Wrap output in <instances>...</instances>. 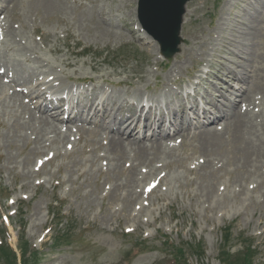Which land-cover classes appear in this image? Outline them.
<instances>
[{
	"label": "rangeland",
	"instance_id": "rangeland-1",
	"mask_svg": "<svg viewBox=\"0 0 264 264\" xmlns=\"http://www.w3.org/2000/svg\"><path fill=\"white\" fill-rule=\"evenodd\" d=\"M52 3L0 0V73L18 82L0 80V264L23 239L40 264H225L238 251L264 264V0H190L181 53L164 62L139 31L138 0ZM40 78L60 89L79 79L126 81L138 101L164 100L179 130L193 127L160 152L137 146L115 155L89 126L55 141L16 95L39 93ZM192 83L194 104L213 113L211 101L224 111L239 99L234 88H253L247 155L225 130L218 146L203 149L195 136L202 125L183 110L193 100L177 90Z\"/></svg>",
	"mask_w": 264,
	"mask_h": 264
},
{
	"label": "bare ground",
	"instance_id": "bare-ground-1",
	"mask_svg": "<svg viewBox=\"0 0 264 264\" xmlns=\"http://www.w3.org/2000/svg\"><path fill=\"white\" fill-rule=\"evenodd\" d=\"M40 1L44 3V5L48 9L53 7L55 4L52 3V0H40ZM5 11L6 10H3L1 13ZM139 31L141 30L139 29ZM145 37L150 39L147 36ZM150 41L154 42L152 39H150ZM4 65L6 66L7 71L9 72L11 70L9 65L8 64H4ZM67 66H71V63H67ZM0 70H1V66H0ZM41 74L45 75L44 72H41ZM4 77H5L4 80L10 78L8 77L7 73H2V74L0 73V80ZM198 80L195 81L196 84L198 83ZM240 80L242 81V83L244 84L246 83V81H244L243 78ZM45 82L46 81H44V83ZM17 83L18 82L16 81L15 78L9 80V87L11 88L16 87ZM121 84L124 85L125 82H122ZM121 84H119V86H121ZM49 85L50 83H48L46 90L52 91ZM43 86L44 84L42 83V81L39 80L38 82L39 89L42 90ZM0 87L6 88L2 83V81H0ZM252 90L253 88L250 89V86L249 87L246 86L244 90L234 88L233 91H235L236 93L230 92V94L234 96L236 95V97H238L239 99H235L234 101L231 102L229 101L230 104L227 110L224 111H221V109H219L218 106L219 102L215 104V101H211L212 100L211 99L210 104L212 105L213 109L214 108L216 109V110L214 109L215 113L211 111H207L205 109L200 110V108H198L199 105L194 104V100H197L196 97L193 96L191 98L193 100L192 101L193 104L189 106L190 109L186 106L187 108L183 110H185V114L188 115L189 112H193L194 113L193 117L195 120H197L196 123L202 125V127H198V129L202 128L203 130L200 129L201 131L199 130L200 132L196 133L195 136H197L201 141V146L203 147V149L205 147L207 151L208 150L212 151L216 146H218L221 140V136H220L221 132L223 133V130H225V131H230V133H235L234 138L237 143L239 142L240 143L243 142V144L246 143L244 145L241 144L242 146L240 147L241 149L240 151L244 152V154L247 155L249 151L247 150L244 151V150L248 149L249 146L251 145L249 144L250 143L249 139L244 137L242 133L247 125L246 117L250 113L249 110L246 108V105H248V103L251 101L252 94L254 93V90L253 91ZM91 93L94 94V96H96L98 92H96L94 88L91 90ZM133 93H126L125 95H130ZM16 95L19 97V99L24 100V98L25 99L28 98L30 104L33 101L32 105H34L33 108L34 110H30L28 108L27 112L29 113L32 112L35 115L34 118L38 120L40 125L45 126L46 128L47 127L51 128L50 130L53 131L52 134H55L57 137L55 141H58V136H61L62 139L66 140L67 134L72 132L74 128H77L79 123H82L84 125L92 126L93 128L96 127V129H98L102 134H104L105 137H107V139L109 140V144H108L109 151L110 152L111 150L115 151L113 153L115 155L117 154L116 152L118 151H122L119 154H125L126 150L136 148L137 146L139 151L142 153H146V150L148 151L159 150L160 152L162 146L165 145L166 142L170 143L171 140L174 139L175 137L177 138L184 137L183 132L184 131L188 132L193 127V124L190 123L189 124L190 127L185 128L186 127L185 126L184 127L185 129L179 130L178 126L179 124L182 125L183 122L181 120L179 121V119L176 118L175 120H169V119L167 120L165 116L166 113L170 114V111L167 112L168 109L166 108V113H164V111L162 112L160 109L162 108L163 103L159 102V100L154 101L150 99L149 103L151 104V106L149 107L148 110H145L144 109L145 107L144 106L142 107L141 103L138 104V102H140L141 100L140 101L137 100V103H133V104H129L126 101H124L122 104L121 102H119L120 97L117 98L116 96H114L112 92H109L108 96L104 95L99 97L98 95L97 98L92 102L77 101L75 103L72 97H70V99L68 98L69 100L67 101H64L63 98L62 99L59 98L58 105L57 104L52 105L53 102L47 101L46 99L43 102H41L42 101L40 100L41 97H45L47 94L37 96L32 94L28 95L26 93H23L21 95L20 93H17ZM220 97L225 98L226 101L228 100L227 96L223 93L220 94ZM97 100H100V102H97ZM179 101L182 102L183 99L179 98ZM157 103H160V105ZM75 104L79 107L84 106L88 110V113L84 114L81 110L77 108V106H75ZM109 104L111 105V108L114 109L117 108V106H119L117 112L120 113H123L124 111L128 110V112L131 114V117L128 118V121H125L124 120L125 118L122 116L116 117L114 114L110 112V109L108 107ZM154 109L155 112L153 113ZM216 113L218 116L216 115ZM143 115H144V119H143ZM214 115L215 118H212ZM145 117H149V120H147V118L145 119ZM193 117L191 119H193ZM206 118H207V122L206 124H204L203 120H206ZM191 119L187 117L182 120H187L188 122H190ZM54 122L56 123L55 124L56 126L53 124ZM218 122H221L222 124ZM229 122H232L230 123L232 124V126H228ZM172 128H174V131L171 130ZM208 128H214V131L209 132L210 130H208ZM60 130H62L66 135H64ZM147 130L148 133L150 134L149 136H147L146 134ZM147 139L149 143L148 142L143 143L144 141H147ZM156 147H158V149ZM123 151L125 152L123 153ZM147 154H149V152ZM208 155L209 154H207L206 156ZM211 160L209 158V162H208L209 164L212 162Z\"/></svg>",
	"mask_w": 264,
	"mask_h": 264
},
{
	"label": "water",
	"instance_id": "water-1",
	"mask_svg": "<svg viewBox=\"0 0 264 264\" xmlns=\"http://www.w3.org/2000/svg\"><path fill=\"white\" fill-rule=\"evenodd\" d=\"M189 0H139L138 20L161 46L166 58L179 52L180 37L186 5Z\"/></svg>",
	"mask_w": 264,
	"mask_h": 264
},
{
	"label": "trees",
	"instance_id": "trees-1",
	"mask_svg": "<svg viewBox=\"0 0 264 264\" xmlns=\"http://www.w3.org/2000/svg\"><path fill=\"white\" fill-rule=\"evenodd\" d=\"M23 244H21L19 250H20V257H18V254L10 250L12 259L9 261V264H39V254L35 250L32 249V247L27 243L26 240H22ZM224 252V251H223ZM20 258V259H19ZM252 258H249L246 254L245 256H242V254L238 253L236 255H233L229 257V259H224L223 262L225 264H251Z\"/></svg>",
	"mask_w": 264,
	"mask_h": 264
}]
</instances>
